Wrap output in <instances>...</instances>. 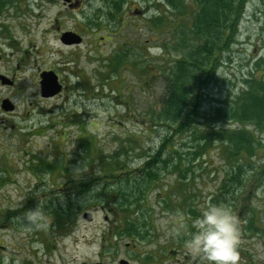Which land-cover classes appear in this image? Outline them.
<instances>
[{"label":"rangeland","instance_id":"374dc122","mask_svg":"<svg viewBox=\"0 0 264 264\" xmlns=\"http://www.w3.org/2000/svg\"><path fill=\"white\" fill-rule=\"evenodd\" d=\"M165 2L0 0V264L94 262L108 224L138 209L115 214L110 203L114 194L96 200L103 184L110 193L114 185L129 183L111 177L139 174L165 135L164 127H154V115L172 60L192 46L182 44L190 40L188 21L167 12ZM187 2L193 10L194 0ZM238 20L234 44L202 105L204 115L240 93L247 79L264 78V0H245ZM66 32L76 33L81 42L62 43ZM42 71H53L65 85L53 99L40 96ZM6 79L14 83L6 84ZM4 100L17 105V111H5ZM259 136L264 144V134ZM184 137L176 136L166 147L179 151L177 167L173 160L164 166L161 176L151 181L142 210L131 218L140 216L132 233L138 239L122 237L103 247L113 244L116 259L129 256L124 245L131 243L142 252L170 251L173 264H205L184 250L183 241L194 230L196 217L187 216V209L200 215L208 198L231 204L240 220L239 264H264L262 173L228 194L221 188L224 167L215 147L195 157V144H185ZM256 156L264 167V147ZM83 161L88 171L76 179L72 169ZM42 185L50 226L28 230L23 211L36 206ZM129 199L135 203L134 196ZM70 205L69 217L51 213ZM178 211L184 213L183 227ZM85 212L93 214L92 221L83 217ZM114 226L126 231L123 224ZM173 227L179 229L175 238L168 234Z\"/></svg>","mask_w":264,"mask_h":264},{"label":"trees","instance_id":"16d2710c","mask_svg":"<svg viewBox=\"0 0 264 264\" xmlns=\"http://www.w3.org/2000/svg\"><path fill=\"white\" fill-rule=\"evenodd\" d=\"M187 1L166 0L164 4L167 12L172 11L188 21L190 40L182 44L192 46L185 54L172 60L166 92L160 101L161 106L157 108L158 113L154 115V127L165 128L162 142L153 150V155L145 159L139 174L111 177L119 182L123 177L129 183L114 185L110 193L104 188L106 184L98 189L96 201L99 203L114 194V201L110 203L115 214L118 210L119 214L120 210L130 213V209L138 205V209L132 213L133 216L138 215V210H142L140 204L147 201L146 192L151 181L160 177L161 170L172 160L171 164L177 167L175 159H180L176 155L179 151L166 148L168 144L172 145V139L176 136H185L182 142L187 145L195 144L192 147L195 157H201L209 152V147H215L224 167L221 188L228 194H233L234 186L238 184L246 186L252 176L262 173L264 177V167L256 162L257 149L264 147L259 136L264 134V78L261 81L252 76L245 81L242 91L230 97L226 104L218 105L209 115L202 113L208 89L216 81L217 69L234 44L236 24L245 0H194L193 10ZM248 171L252 175H248ZM130 195L135 197L133 204L128 203ZM71 206L65 210L52 209L51 213L58 218L69 217ZM195 210L187 209L186 215L197 216L198 211ZM133 216L125 218L123 225L126 231L118 232L135 234L133 231L137 229L135 224L140 216L135 217L137 221H131Z\"/></svg>","mask_w":264,"mask_h":264},{"label":"clouds","instance_id":"9594fccd","mask_svg":"<svg viewBox=\"0 0 264 264\" xmlns=\"http://www.w3.org/2000/svg\"><path fill=\"white\" fill-rule=\"evenodd\" d=\"M87 171L85 162H78L72 169V175L79 179ZM43 189L42 185L37 192L36 206L23 211L22 221L28 230H47L50 226L46 192ZM176 216L181 222L180 227H183L184 213L178 211ZM192 225L194 230L187 232L183 241L184 250L188 254L200 257L205 264H239L241 226L230 204L212 203L205 198L200 215L192 220ZM178 232L179 229L173 227L168 234L175 238Z\"/></svg>","mask_w":264,"mask_h":264},{"label":"flooded vegetation","instance_id":"af4514ba","mask_svg":"<svg viewBox=\"0 0 264 264\" xmlns=\"http://www.w3.org/2000/svg\"><path fill=\"white\" fill-rule=\"evenodd\" d=\"M0 56L2 57L1 53H0ZM5 81L7 82L6 84H9V85H12V83H14V81L10 79H6ZM59 81L62 84V90L57 95L52 96V97H43L41 95V85H40V96L43 100L53 99L63 92L65 85L61 81L60 76H59ZM2 83L3 82L0 81V84ZM40 84H41V81H40ZM16 106L17 105H14L13 113L17 111ZM12 128L14 130L16 127L12 125ZM19 130H23V129H19ZM110 221H112V219H110ZM124 222L125 220L123 219H116V221L112 225L108 224V228L101 236L103 240L101 247L103 249L98 251L96 261L83 262L82 264H173L174 261L168 255L170 251L167 253H164V251H156V250H153L151 252L149 251L142 252L141 250L137 248V246L131 243L124 245L126 253L129 254V256H125L127 258L119 257L118 259H116L115 256H118V252H115V250L113 249L114 248L113 244H110L109 249H105V247H103L104 242L109 243V242L114 241L115 239H121L122 237L128 238L130 240L132 239L133 241L138 239V237H135L134 235H130L127 233L118 234L117 232H114V231H117L114 225L116 223L123 224ZM142 237H144V235Z\"/></svg>","mask_w":264,"mask_h":264},{"label":"water","instance_id":"95a60500","mask_svg":"<svg viewBox=\"0 0 264 264\" xmlns=\"http://www.w3.org/2000/svg\"><path fill=\"white\" fill-rule=\"evenodd\" d=\"M60 39L62 43L67 45L81 42L80 36L73 32L64 33ZM41 77V94L43 97H52L61 91L62 85L58 80V76L53 71H44ZM1 105L5 111L13 110V105H11L9 100H4ZM83 217L87 221L93 220V214L91 212H85Z\"/></svg>","mask_w":264,"mask_h":264}]
</instances>
